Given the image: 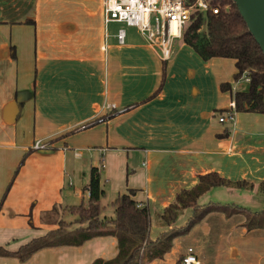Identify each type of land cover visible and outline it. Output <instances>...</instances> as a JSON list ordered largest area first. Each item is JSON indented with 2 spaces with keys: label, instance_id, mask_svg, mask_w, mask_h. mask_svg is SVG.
Here are the masks:
<instances>
[{
  "label": "crops",
  "instance_id": "crops-1",
  "mask_svg": "<svg viewBox=\"0 0 264 264\" xmlns=\"http://www.w3.org/2000/svg\"><path fill=\"white\" fill-rule=\"evenodd\" d=\"M24 9L31 10L30 17ZM113 23L118 29L111 34ZM121 29L123 45L117 39ZM176 40L159 91L164 61L135 28L105 23L103 0H0V204L7 193L0 247L18 251L58 229L56 222L76 207L68 204L72 194L65 188L69 178L77 179L76 169L66 164V153L76 149L101 157L106 152L120 166L124 157L138 162V171L127 174L111 204L134 190V200L152 214L153 241L170 230L156 226L155 213L197 185L200 175L217 172L233 181L264 182V114L235 113L232 122L219 123L223 114L217 112L233 107L221 84L239 91L235 61H203ZM226 129L229 136L221 137ZM40 141L47 147L33 149ZM94 167L101 172V166ZM128 172L123 166L122 176ZM85 181L83 188L89 174ZM83 192L73 194L83 199ZM220 193L231 192L216 188L200 205L214 203ZM54 207L59 220L49 215ZM191 215L186 211L176 227L185 226ZM245 221L243 215L210 213L177 238L164 258L148 264H178L189 248L198 264H264V229L248 231ZM75 224V230L81 227ZM117 254V239L108 236L79 247L44 248L26 262L0 257V264H92Z\"/></svg>",
  "mask_w": 264,
  "mask_h": 264
},
{
  "label": "trees",
  "instance_id": "trees-1",
  "mask_svg": "<svg viewBox=\"0 0 264 264\" xmlns=\"http://www.w3.org/2000/svg\"><path fill=\"white\" fill-rule=\"evenodd\" d=\"M186 1L187 5H190L195 0ZM211 4L219 8L218 14L212 12L194 14L183 34V42L203 61L216 58L234 60L237 72L233 80L238 82L246 74L249 85L247 90L233 92L231 83L221 84L222 92L231 93L233 113L264 114V54L249 32L233 0H211ZM166 66L164 62L159 91L165 84ZM226 112L221 110L217 113ZM229 134L230 131L226 129L221 137H228ZM28 155L23 157L19 168L25 164ZM216 188L256 191L257 197L264 199V182L256 185L247 180L233 181L217 172L200 175L197 185L180 191L175 201L163 212L155 213L156 226L170 230L160 234L159 238L153 241L150 237L152 214L148 206H139L134 200V190L116 199L113 203V217L104 215L103 199L106 191L102 184L100 168L92 166L89 171V182L84 188L89 194L88 202L68 209L69 213L76 217L75 222L81 225L79 229L67 232L68 230L60 227L43 237L33 239L16 252L0 247V257H14L26 262L34 253L44 248L79 247L94 238L111 236L118 242L117 256L110 260L96 259L92 264H148L164 258L172 250L177 238L188 235L193 227L210 213H222L227 218L243 215L246 219L244 227L248 231L264 229V207L261 211H251L236 204L200 205V199ZM188 210L192 211V215L186 225L176 227ZM57 212V207H54L49 215H55ZM178 264H182V259Z\"/></svg>",
  "mask_w": 264,
  "mask_h": 264
},
{
  "label": "built area",
  "instance_id": "built-area-1",
  "mask_svg": "<svg viewBox=\"0 0 264 264\" xmlns=\"http://www.w3.org/2000/svg\"><path fill=\"white\" fill-rule=\"evenodd\" d=\"M207 12L218 14L219 8L212 6L211 0H195L190 5L186 0H103L105 23L116 22L135 28L164 62L172 57L174 41L183 39L192 16ZM125 38V30H119V44L123 45ZM241 79L249 82L246 74ZM232 109L220 116L219 123L233 121L235 113ZM46 147L41 141L33 145L35 150ZM198 263L194 249L189 248L182 257V264Z\"/></svg>",
  "mask_w": 264,
  "mask_h": 264
},
{
  "label": "rangeland",
  "instance_id": "rangeland-1",
  "mask_svg": "<svg viewBox=\"0 0 264 264\" xmlns=\"http://www.w3.org/2000/svg\"><path fill=\"white\" fill-rule=\"evenodd\" d=\"M24 15H28L26 17H30L31 15V10H25L24 9ZM125 27V26H123ZM117 24H110L108 26V30L109 32L112 34L117 30ZM177 43L179 42H183L181 39H177L176 40ZM176 43V42H175ZM176 45V44H175ZM247 86V81L245 80H240L239 83L236 85V89H238L239 91L244 90L243 88ZM246 89V88H245ZM77 140H81V137H78ZM78 152L82 153V157L78 158L76 157V154ZM66 164L67 166L71 169H76L77 171V179L73 180L71 178H69V181L71 182V184H67L66 185V190L71 191L72 194V198H70V202L68 203L71 206H76L78 207L79 205H81L82 203L86 204L88 202V192H86L84 190V184L83 182L86 180H88V174H89V170L91 169V167L94 166H101V175H102V184L105 188L106 191V196L103 199V206H104V212L107 214H113L114 212V207L111 204V199H114L113 197L117 195L118 191L122 189V187H124L127 183V174H129V176L133 173V170H137L139 169L138 166V162L136 160H127L126 157H124V162L123 165H119L118 160L116 158H111L110 156H108V154L106 152H103V155L101 157V153L92 151L90 149H76L74 151H68L66 153ZM123 166H124V170L125 168L129 167L130 172L124 174V176H122V170H123ZM86 174L85 178H84V174ZM85 181V183H86ZM82 189H81V188ZM82 190L84 191V198H77V196H75L73 194L74 190ZM222 192H225L226 190L231 192L229 193L230 195L227 194H223L220 193L221 195H216L217 197L214 198L216 200H212V202L214 203H218L221 205H226V204H233L236 203V205H240L242 207H246L248 210L252 209L251 211H258V210H262L263 205H264V199L259 200L260 198L257 197L256 194L251 195V193L249 194H245V195H240V193L238 191H240L242 194L244 193L242 190H236V189H231V188H219ZM245 192H250V191H245ZM206 198L208 196V194L204 195ZM203 196V197H204ZM213 196V195H212ZM202 197V198H203ZM202 198L200 199V201L202 200ZM221 201V202H219ZM56 215V214H55ZM55 219L59 220L60 219V214L56 215L54 217ZM60 221L56 222L58 229L60 227L64 228L66 231L69 229L71 230H75L74 226H76L75 224V216H72L69 211L63 216H61ZM185 237V236H183Z\"/></svg>",
  "mask_w": 264,
  "mask_h": 264
},
{
  "label": "water",
  "instance_id": "water-1",
  "mask_svg": "<svg viewBox=\"0 0 264 264\" xmlns=\"http://www.w3.org/2000/svg\"><path fill=\"white\" fill-rule=\"evenodd\" d=\"M233 2L264 54V0H233Z\"/></svg>",
  "mask_w": 264,
  "mask_h": 264
}]
</instances>
